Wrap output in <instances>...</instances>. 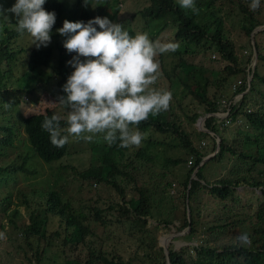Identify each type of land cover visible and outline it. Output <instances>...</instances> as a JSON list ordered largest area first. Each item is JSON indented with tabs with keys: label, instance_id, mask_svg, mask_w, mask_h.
<instances>
[{
	"label": "trees",
	"instance_id": "16d2710c",
	"mask_svg": "<svg viewBox=\"0 0 264 264\" xmlns=\"http://www.w3.org/2000/svg\"><path fill=\"white\" fill-rule=\"evenodd\" d=\"M148 1L143 16L155 24L169 14L171 17L161 28L170 25L172 30L166 41L159 30L150 35L160 36L161 42L180 44L175 53L157 57L167 80L166 90L172 92L173 103L186 121L203 116L201 124L205 131L196 128L185 131L170 104L166 112L150 115L138 126H130L138 127L146 136L139 148H120L119 142L109 147L100 137L88 144L89 154L82 166L57 161L74 151L72 139L63 148L53 147L49 134L41 128L45 116L57 114L64 129L66 117L56 113L54 107L28 113L18 107L20 99L33 103L39 97L33 89L17 83L25 67L40 77L45 90L58 98L63 95L62 86L67 77L74 71H70L67 61L75 53L65 50L61 54L66 37L37 49L28 36L31 48L26 54L24 47H15L19 35L14 30L15 16L11 13H6L9 19L0 16V155L5 156L7 151L14 153L8 163L0 164V233L6 234L7 240L6 249L0 252V264H9L15 256L19 264H57L48 252L52 246L64 261L61 264H165L162 246L154 248L156 238L152 229L156 225L149 219L178 230L186 227L189 235L196 221L197 191L207 190L213 198L222 200L228 193L232 194L233 184H255V187L264 184V171L260 168L264 167V0H260L256 11L249 8L251 0H195L201 9L198 15L181 8L178 0ZM223 1L231 7L227 12L231 16L228 33L238 27L248 42L249 49L240 58L242 54L237 55L235 42L224 28L227 15L219 14ZM14 3L15 0H0L4 9ZM43 7L56 13L55 30L63 26L65 19L87 23L98 15L114 23L123 24L127 20L119 13L117 0L96 3L46 0ZM254 28L257 30L251 32ZM124 30L134 36L142 29L128 26ZM206 50L216 51L218 60L225 63L215 67L208 56L200 63L195 62L197 55L205 57L202 52ZM186 96L201 105V109L192 110L183 105ZM8 102L11 104L5 108L3 105ZM226 109L225 118L216 114ZM193 135L211 140V155L202 159L206 156L205 141L201 139L197 146ZM176 147L179 149L175 155L169 152ZM82 150L83 147L76 151ZM180 164L185 171L179 176L175 169ZM67 167L71 178L76 175L88 185L102 184L109 194L99 199L96 193L89 204L75 205L62 196L63 188L59 184ZM205 170L212 174L209 178L213 180L207 182ZM39 176L42 181H37ZM18 181H22L21 185ZM175 185L176 192L169 193V188ZM179 187L183 197L176 201ZM126 190L136 192L137 196L126 198ZM12 193L18 197L16 202L25 207L23 212L16 205L10 207ZM75 206L87 208V214ZM162 206L166 210H161ZM212 215L221 234L219 249L198 243L174 250L170 244L167 248L170 264H205L199 258L206 253L202 260L212 264H264V195L256 205H242L241 211ZM175 216L178 225L173 223ZM97 225L101 227L100 233L94 230ZM114 226L137 240L128 256L120 255L106 241L120 238L111 229ZM225 236L228 238L223 241Z\"/></svg>",
	"mask_w": 264,
	"mask_h": 264
},
{
	"label": "clouds",
	"instance_id": "9594fccd",
	"mask_svg": "<svg viewBox=\"0 0 264 264\" xmlns=\"http://www.w3.org/2000/svg\"><path fill=\"white\" fill-rule=\"evenodd\" d=\"M45 3L46 0H15L11 8L4 9L0 6V16L9 19L6 13L13 14L16 18L14 30L21 36L27 33L32 38V45L37 49L48 47L53 40L57 43L63 36L66 37L63 41L65 49L60 50L61 54L65 50L69 54L75 53L72 59L67 61L70 71H74L62 86L65 95L58 97V103L67 111V126L61 128V117L57 114L45 116L41 124L42 130L49 134L51 145L63 148L70 139L89 143L102 137L109 147L119 142L120 148H139L146 136L138 127L130 126H138L147 121L150 115L155 117L166 112L173 99L171 91L152 87L159 78L160 64L156 58L162 54L175 53L180 44L172 41H153L154 32L145 29L130 36L122 24L99 16L88 20L87 23L65 19L63 26L55 30L53 26L56 13L46 11L43 7ZM178 3L181 8L188 9L193 14L198 15L201 11L195 0H178ZM259 7L260 0H251L250 10L256 11ZM255 30L257 28L251 32ZM30 48L31 46L23 48L26 54ZM254 61L255 58L252 63ZM28 72L32 71L25 67V73L21 76L27 75ZM36 79L42 82L39 76H36ZM29 88L34 89V85ZM10 104L11 102H8L3 106L7 108ZM260 168L264 171L262 165ZM241 185L248 187L249 192H255L258 200L264 195V184L262 187H255V184ZM233 186L236 188L239 185ZM233 190L231 189L232 192ZM3 238L4 234L0 233V239ZM168 245L162 246L165 264H170ZM183 246L190 245L182 244L176 248ZM194 255L196 257V252ZM203 256L205 255L202 254L199 260L212 264L202 260Z\"/></svg>",
	"mask_w": 264,
	"mask_h": 264
},
{
	"label": "rangeland",
	"instance_id": "374dc122",
	"mask_svg": "<svg viewBox=\"0 0 264 264\" xmlns=\"http://www.w3.org/2000/svg\"><path fill=\"white\" fill-rule=\"evenodd\" d=\"M89 1L92 3H96L98 1H103V0H89ZM218 1L220 2L221 0H218ZM117 2H118L119 13H121L127 18V20L122 24L123 29H126L128 26H133L138 31H139V28L145 29L148 32H154V31L159 30L160 35L161 34H164V35L168 34L170 36L172 35V30H171L170 25H166L164 28H161L163 22L167 20L168 18H170L171 15L166 14L165 16L161 17V20L156 22L155 24L150 23L148 16H143L144 14L143 9L145 8V6L149 4L148 0H117ZM229 9H231V7L227 6V3L223 1V5L220 6V9H219V14L226 16ZM133 14H136V15L133 16ZM229 16L230 15H227L228 19L226 17L224 21V25H225L224 28L227 32L225 30L224 31L226 32L227 36L231 35L233 42H235V51L237 55L242 54V56H238L240 58V57H243V55H246V52L249 49L248 42H247V39H246V36L243 30L239 29L238 27H234L231 33H228V29H230V27H228V22L231 18V16L230 17ZM145 23L148 24L147 27L144 26ZM254 29H252L251 31H253ZM28 36L29 35L27 33H25L22 36L19 34L15 38L16 39L15 47L23 48L25 46H29L30 39L28 38ZM155 40H160V36L153 38V41ZM202 53L205 54V57L201 58V55H197L195 62L200 63L204 61L206 57L208 56L209 58L213 60L215 67L222 66L225 63L222 59L218 60L219 54L216 51L215 53L214 52L212 53V50H206L205 52H202ZM157 60L159 61V64L161 66L160 59H157ZM17 83L19 86H22L23 88H29L30 86L34 85L33 90L37 95H39L38 100L33 103L25 102L20 99L18 107L21 109V111H23L24 113H28L32 111L38 112L40 109L44 107H49V108L54 107L56 113L62 114L64 117H66V114H67L66 108L63 105L56 104V102H58V98H55L56 96L54 97L52 94H50L44 89L42 82L37 81L36 75L33 74V72H28L27 75L21 76L17 80ZM166 86H168L167 80L164 79V75L161 69H159V78L155 84V87L159 90H166ZM63 95H65V93H63ZM238 95L239 94H237L236 96ZM184 100L185 102L183 103V105H188L190 109L192 110L201 109V105H198V104L193 103L192 101H189L188 96H186ZM170 104L172 105L173 111L177 113L178 118L181 120L182 125H183L182 128L185 131H188L191 129L194 130V128H196L197 130L205 131V128L202 127L201 119L199 117H197L195 120L191 122L186 121V117L183 115V112H180L176 104L173 103V99ZM220 124L223 125V123H220ZM99 139L100 137L97 138V140ZM201 139L205 141L204 145H206L204 149L206 151L205 152L206 156L202 158V159H205L208 155L212 154L211 153L212 151L210 149L211 140L209 138H203L202 136L198 137L197 135H193V143L195 145L198 146V143ZM90 143L92 142L86 143L83 140L79 142L75 140H71V146H72L71 150H74V151L71 153V155L65 156L62 158V160H57V161L59 162L63 161L70 165L71 164L73 165L75 164L77 166L85 165L87 161V156L89 154L87 146ZM81 147H83L82 151H76L78 148H81ZM178 149L179 148L176 147L175 149H170L169 152L175 155ZM5 152H6V149H5ZM13 155L14 153L12 151H7L5 156L0 155V164L8 163ZM53 163L50 165L51 167ZM184 171L185 170L182 167V165L177 166L175 169V172L178 173L179 176L180 174H183ZM214 171L216 173V167L214 168ZM223 171L224 170H222L221 172ZM70 172H71L70 168L67 167L66 170L62 173L63 178L59 180V184L60 183L62 184V188H63L62 196H65L68 199H70L75 205L89 204L91 199L96 197V193H98L99 199H104L106 198L105 196L109 194V191H107V189L102 184L91 183V185H88L85 180L84 181L80 180L78 176L76 175L74 178H71L73 176L71 175ZM253 173L254 175H257L256 171H254ZM204 175L207 178V181L210 179L209 177L212 176V174L207 170H205ZM42 180H43L42 176H39L37 179V181H42ZM210 180H213V177ZM21 183L22 181H18L19 185H21ZM125 184L128 186L129 182H125ZM39 187L41 188V185ZM178 190H179V194L176 193V201L181 200V198L183 197L181 196L182 188L179 187ZM170 192L171 193L176 192V185L169 188V193ZM129 196H137V194L136 192L126 190L125 197L128 198ZM11 198L13 200V203L10 204V207H13L16 205L18 210L20 212H23L25 207L23 206L21 202H16L18 197H16L14 193H12ZM196 198H198V204L197 206H195L196 207V211H195L196 221L194 224L195 229L192 233H189L188 236H185L187 234H184L185 232H187L186 228L178 230L175 226L167 225L165 227L162 225V223L155 224L156 222L155 219L148 220L149 222H151V224L156 225V227L152 229L153 234L156 238V243H155L154 248H156L158 244H161L163 247H166L169 243H171V247L176 248L177 246L182 245V244L194 245V244H198L202 242L209 246L216 247L217 249H219V245H220L219 238L221 237V234L218 233V229L216 228L217 225L215 224L214 216L212 214L217 213V212L221 213L222 211H226L228 213L231 211L238 212L242 210V205L244 204L247 205L249 203L252 205H256L258 202L256 193L249 192L248 187L244 185H239L236 188H234L232 194L228 195L223 200H220L218 198H213L212 195L207 190H202L201 192L197 191ZM75 208L77 210L82 209L83 213L87 214V211H88L87 208H83V206H75ZM165 208H166L165 206H162L161 210H164ZM177 221H178V218L177 216H175V218L173 219V223L177 224L178 223ZM2 223H5V222L3 221ZM111 224L112 223H108V226H111ZM53 226H55V222L53 223ZM111 229L115 233H118L120 235V238L119 239H116V238L107 239L106 241L109 243H112L120 255L128 256L130 252L132 251L134 245L136 244L137 240L125 235L124 232H122L120 228L117 226H114ZM94 230L96 231V233H100L101 227L97 225L94 227ZM4 237L5 238L0 239V252H2V250H5L7 246L6 245V242H7L6 234H4ZM227 238L228 237L225 236L222 239L223 241H226ZM53 249L54 247L52 246L51 248L48 249V252L53 254L56 263L57 264H61L62 262L64 263V261L61 260V257L57 254V252L53 251ZM207 254L208 253H206L205 255ZM0 256L2 255L0 254ZM9 264H19L18 258L16 256L11 258V262Z\"/></svg>",
	"mask_w": 264,
	"mask_h": 264
},
{
	"label": "built area",
	"instance_id": "2783aa9c",
	"mask_svg": "<svg viewBox=\"0 0 264 264\" xmlns=\"http://www.w3.org/2000/svg\"><path fill=\"white\" fill-rule=\"evenodd\" d=\"M226 103H228V102H226ZM223 113H225V114H223ZM227 113H228V109L224 110L223 112H218L216 114H218L219 117L225 118ZM224 121H226V119H224Z\"/></svg>",
	"mask_w": 264,
	"mask_h": 264
},
{
	"label": "water",
	"instance_id": "95a60500",
	"mask_svg": "<svg viewBox=\"0 0 264 264\" xmlns=\"http://www.w3.org/2000/svg\"><path fill=\"white\" fill-rule=\"evenodd\" d=\"M201 119L203 118V117H200Z\"/></svg>",
	"mask_w": 264,
	"mask_h": 264
}]
</instances>
